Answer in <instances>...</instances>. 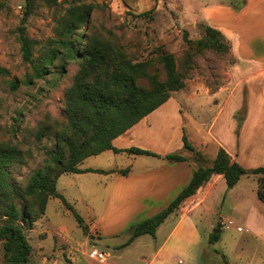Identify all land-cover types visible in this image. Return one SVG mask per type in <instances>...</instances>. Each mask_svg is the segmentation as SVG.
<instances>
[{
	"label": "rangeland",
	"instance_id": "374dc122",
	"mask_svg": "<svg viewBox=\"0 0 264 264\" xmlns=\"http://www.w3.org/2000/svg\"><path fill=\"white\" fill-rule=\"evenodd\" d=\"M84 1L91 3L93 10L86 27L80 30L82 40H99L122 51L133 63H145L144 74L137 79L140 86H150V75L157 76L159 80L164 79L165 74L157 58L160 51L171 53L178 69L183 73L185 53L193 51L191 69L185 72L184 87L181 89H188L193 80L202 82L210 91L226 82L228 67L234 61L231 47L229 46L225 53L212 50L195 52L194 46H187L183 31L186 32L187 38L195 43L201 39L203 26L207 24L204 19V11L207 8L229 6L221 13L228 14L232 10L238 13L241 11L237 10L244 6L245 0ZM255 5L252 4L244 16L252 17ZM67 7L68 3L64 0H56L55 3H48L46 0H0V66L8 70L6 75L0 74V141L16 144L21 150L29 153L25 154L23 164H16L10 169L11 181L22 187L32 172L43 165L47 151L53 145V138L45 136L37 141L34 134L40 125L55 121L64 122L65 90L72 84L80 61L69 60L63 73L52 71L43 78L33 79L30 84L25 83L31 70L29 63L24 62L21 57L19 27L23 26L25 34L33 40L34 55L37 56L49 44V40L54 38L57 21ZM237 21L238 18L232 22L235 27L238 25ZM233 34L236 35L233 37L235 41H228L229 45H237L239 55L249 54L247 40L252 36L249 35L243 42L237 31ZM59 64L58 60L53 62V66ZM11 80L18 81L15 90L9 87ZM182 121L185 123L186 135L190 134L194 127L200 132L201 128L196 125L195 119L190 118L189 112L182 113ZM192 153L200 161L205 159L200 146L195 145ZM123 161L125 155L119 156L117 163ZM255 176L257 178V175ZM76 182L77 178L73 173H64L57 181L56 189L64 195L81 218L86 220L89 202L84 198L82 190L76 187ZM221 197L220 195L216 199L211 208L220 214L224 223L230 219L233 224L220 227L219 240L206 244L204 256L210 258L209 253L216 251L212 256H218L219 264H245L244 260L259 264L264 260L263 247L257 246L254 238L245 231L243 219L230 210L233 200L227 199L223 202ZM215 213L206 212L202 218L201 215L197 217L198 229L203 238H208L213 232L210 225L215 223L218 215ZM82 224L86 226V231L60 198L50 197L44 214L37 218L32 228L25 230L26 237L33 246L31 260L35 264H135L138 252L146 250L145 247H115L125 239L123 236L114 240L102 236L97 242L96 235L89 233L88 226L83 222ZM61 226L66 227L67 231L60 229ZM236 227L242 230L238 231ZM165 230L160 229L156 235L158 239ZM37 240H44V245L48 246L40 250ZM142 240L147 241L150 247L155 244V238L150 235L143 236ZM93 246L108 251L109 257L102 262L89 259L87 252ZM238 253H242L243 261L237 258ZM223 256L226 261H223ZM2 259L3 249L0 241V264ZM213 261L216 262V259Z\"/></svg>",
	"mask_w": 264,
	"mask_h": 264
},
{
	"label": "crops",
	"instance_id": "0c3cea01",
	"mask_svg": "<svg viewBox=\"0 0 264 264\" xmlns=\"http://www.w3.org/2000/svg\"><path fill=\"white\" fill-rule=\"evenodd\" d=\"M244 3L238 13L232 10L222 14L221 11L229 6L219 5L204 11L206 23L220 30L229 42L236 36L233 34L235 31L243 42L252 36L247 40L249 54L239 55L237 45L232 47L230 43L234 61L228 67L224 85L210 91L202 82L191 81L188 89L171 92L164 103L114 138L112 144L120 152L106 149L78 164L80 169L105 171L73 173L77 178L76 187L82 190L89 202L88 219L82 217V222L88 226L89 233L96 235L97 242L102 236L112 240L123 236L125 239L115 245L121 247L129 237L130 228L165 208L189 182L193 170L199 165H209L220 148L246 170L264 168V0H245ZM252 4H256L252 17L244 16ZM237 18L235 27L232 22ZM188 112L201 128L199 132L194 127L187 135L192 146L202 149L205 159L201 161L194 157L192 151L183 148L185 123L182 113ZM132 146L161 156L124 151ZM177 151L186 159L173 161L163 157ZM122 155H125V161L117 163ZM125 168H128L126 174L119 173ZM256 189L255 174L242 175L230 188L222 174H212L157 227L154 237L150 235L155 238L153 247L142 240L149 234L140 235L127 245L134 249L146 248L145 252H138L135 264H219L218 256H212L216 251L209 253L211 259L204 256L206 244H213L219 238L214 242L203 238L197 217L201 215L202 218L206 212L214 214L211 206L220 195L223 202L233 200L230 210L243 219L245 231L250 233L258 247L264 249V206L256 195ZM215 214L218 215L214 225L233 224L230 219L224 223L220 214ZM214 225H210L213 231ZM162 228L166 229L165 233L158 239L156 235ZM60 229L67 231L64 226ZM40 240H37V245L43 250L48 245H44L45 239ZM242 253L237 257L241 261ZM223 261H226L225 256ZM243 262L253 264L251 260ZM259 264H264V260Z\"/></svg>",
	"mask_w": 264,
	"mask_h": 264
},
{
	"label": "trees",
	"instance_id": "16d2710c",
	"mask_svg": "<svg viewBox=\"0 0 264 264\" xmlns=\"http://www.w3.org/2000/svg\"><path fill=\"white\" fill-rule=\"evenodd\" d=\"M55 3L56 0H46ZM68 3L64 14L57 21L54 38L39 55H34L33 40L26 34L23 26L19 27V42L22 60L29 63L30 74L25 83L40 79L52 71L63 73L69 60H79L80 65L72 84L65 90L63 118L64 122L40 125L34 136L35 140L43 137L53 138V145L47 151L43 165L34 170L27 183L22 187L11 181L10 169L16 164H23L27 151L16 144L0 141V241L3 249L2 264H35L31 260L32 247L25 230L33 227L37 218L44 214L50 197L60 198L63 204L72 210L84 231L81 216L73 209L64 196L56 189L57 179L64 173L105 172L101 169H80L78 164L86 157L111 149L120 152L112 141L125 133L144 116L152 112L171 95V92L184 87L185 72L191 69V54L185 53L184 73L176 64L174 56L160 51L158 60L165 77L159 80L150 75V86L143 87L137 83L144 74L145 63H133L120 50L114 49L99 40L83 41L80 30L86 27L93 5L84 0H64ZM147 13V12H144ZM184 39L194 51L204 50L225 53L229 50L226 36L208 24L203 26L201 39L193 43ZM60 63L53 66V62ZM8 70L0 66V74ZM11 90L18 87L17 80L9 82ZM183 148L193 151L185 131L182 134ZM133 154H146L160 157V154L147 149L132 146L126 150ZM167 160L182 161L186 157L181 152L163 155ZM128 168L120 169L126 174ZM220 173L227 187H233L244 174L257 175L256 195L264 206V168L246 170L232 161L228 153L220 148L209 165H199L193 170L189 182L179 191L175 198L161 211L134 224L128 239L121 247L130 244L136 237L149 234L155 236L157 227L174 212L181 202L194 194L212 174ZM216 229H220L217 224ZM219 232L213 231L209 242L219 238ZM68 264H71L70 262Z\"/></svg>",
	"mask_w": 264,
	"mask_h": 264
},
{
	"label": "built area",
	"instance_id": "2783aa9c",
	"mask_svg": "<svg viewBox=\"0 0 264 264\" xmlns=\"http://www.w3.org/2000/svg\"><path fill=\"white\" fill-rule=\"evenodd\" d=\"M221 224H224V223L221 221ZM228 224H232V223L228 222ZM87 256L89 259L102 262L108 258L109 252L106 250L97 249L96 247L93 246L88 250Z\"/></svg>",
	"mask_w": 264,
	"mask_h": 264
},
{
	"label": "water",
	"instance_id": "95a60500",
	"mask_svg": "<svg viewBox=\"0 0 264 264\" xmlns=\"http://www.w3.org/2000/svg\"><path fill=\"white\" fill-rule=\"evenodd\" d=\"M215 232H219L220 230L219 229H214Z\"/></svg>",
	"mask_w": 264,
	"mask_h": 264
}]
</instances>
